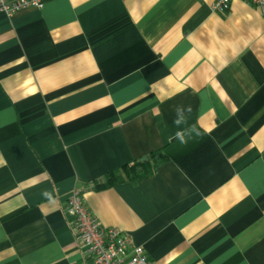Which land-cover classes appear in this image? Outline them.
I'll return each instance as SVG.
<instances>
[{
  "label": "crops",
  "instance_id": "obj_1",
  "mask_svg": "<svg viewBox=\"0 0 264 264\" xmlns=\"http://www.w3.org/2000/svg\"><path fill=\"white\" fill-rule=\"evenodd\" d=\"M43 1L0 10V264L90 261L65 212L78 188L150 264H264L260 9Z\"/></svg>",
  "mask_w": 264,
  "mask_h": 264
},
{
  "label": "built area",
  "instance_id": "obj_2",
  "mask_svg": "<svg viewBox=\"0 0 264 264\" xmlns=\"http://www.w3.org/2000/svg\"><path fill=\"white\" fill-rule=\"evenodd\" d=\"M264 14V0H243ZM233 0H216L214 8L229 11ZM43 0H0V10L14 15L29 7L41 8ZM65 212L69 216L79 243L86 248L90 261L81 264H150L146 250L131 235L117 226L104 225L87 204L83 190L70 195Z\"/></svg>",
  "mask_w": 264,
  "mask_h": 264
},
{
  "label": "trees",
  "instance_id": "obj_3",
  "mask_svg": "<svg viewBox=\"0 0 264 264\" xmlns=\"http://www.w3.org/2000/svg\"><path fill=\"white\" fill-rule=\"evenodd\" d=\"M167 159L163 150H156L150 154V159L147 161H135L131 164L125 165L122 170L111 173L107 182L99 187H105V185H113L118 182H123L128 179L137 181L141 176L151 172L152 169H156L158 165Z\"/></svg>",
  "mask_w": 264,
  "mask_h": 264
},
{
  "label": "clouds",
  "instance_id": "obj_4",
  "mask_svg": "<svg viewBox=\"0 0 264 264\" xmlns=\"http://www.w3.org/2000/svg\"><path fill=\"white\" fill-rule=\"evenodd\" d=\"M177 136H180L181 142H183V137L179 133H177Z\"/></svg>",
  "mask_w": 264,
  "mask_h": 264
},
{
  "label": "water",
  "instance_id": "obj_5",
  "mask_svg": "<svg viewBox=\"0 0 264 264\" xmlns=\"http://www.w3.org/2000/svg\"><path fill=\"white\" fill-rule=\"evenodd\" d=\"M143 160L145 161V160H147V158L145 157Z\"/></svg>",
  "mask_w": 264,
  "mask_h": 264
}]
</instances>
